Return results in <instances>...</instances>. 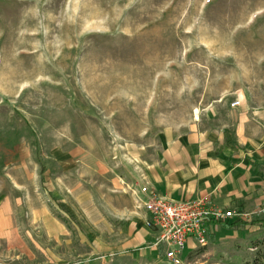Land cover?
Returning <instances> with one entry per match:
<instances>
[{
    "label": "rangeland",
    "instance_id": "1",
    "mask_svg": "<svg viewBox=\"0 0 264 264\" xmlns=\"http://www.w3.org/2000/svg\"><path fill=\"white\" fill-rule=\"evenodd\" d=\"M204 129L264 149V0H0V209L19 241L0 259L172 264L132 243L133 191ZM237 209L263 219L264 185ZM218 226L181 264L264 255V227Z\"/></svg>",
    "mask_w": 264,
    "mask_h": 264
},
{
    "label": "crops",
    "instance_id": "2",
    "mask_svg": "<svg viewBox=\"0 0 264 264\" xmlns=\"http://www.w3.org/2000/svg\"><path fill=\"white\" fill-rule=\"evenodd\" d=\"M225 136L223 131L204 129L166 142L161 150L160 166L147 173V182L142 186L147 185L150 190L169 201L204 199L220 209L239 211L237 208H243L245 199H251L264 185V149L257 146L261 151L253 152L255 146H250L248 155L242 146L243 142L238 139L227 140ZM259 173L263 176L261 182L258 180ZM135 204L143 214L142 222L145 224L147 214L139 207L138 200ZM6 213L0 209V253L5 249L9 253L13 251L14 257H17L19 241L15 234L18 235V226L10 215L8 219ZM236 220L239 219L233 218L226 222ZM142 222H137V228L133 226L130 229L133 234L132 243L138 247L154 244L158 237L157 230L143 228ZM212 227L207 228L209 230ZM51 233V238L61 234L60 229ZM197 246L192 240L187 241L182 262ZM157 251L161 252L165 260L163 248L159 247ZM0 264L6 263L0 259Z\"/></svg>",
    "mask_w": 264,
    "mask_h": 264
},
{
    "label": "built area",
    "instance_id": "3",
    "mask_svg": "<svg viewBox=\"0 0 264 264\" xmlns=\"http://www.w3.org/2000/svg\"><path fill=\"white\" fill-rule=\"evenodd\" d=\"M238 105L239 102H235L231 107ZM133 194L139 207L147 214L145 226L158 232L154 247H162L164 259L172 264L182 263V253L188 240L196 245H206L208 226L226 222L236 215L245 216L234 210L220 209L204 199L169 201L147 185L140 186Z\"/></svg>",
    "mask_w": 264,
    "mask_h": 264
},
{
    "label": "trees",
    "instance_id": "4",
    "mask_svg": "<svg viewBox=\"0 0 264 264\" xmlns=\"http://www.w3.org/2000/svg\"><path fill=\"white\" fill-rule=\"evenodd\" d=\"M219 226H222L223 228L229 229V230H240L247 225H256L257 227H264V218L260 219L258 221H253V223H248L247 221L243 220H236L234 222L228 223V222H222L218 224ZM261 242L259 243H254L252 248H257L258 245H260ZM239 264H264V255H262L260 258L254 257L250 261L246 260L244 262H241Z\"/></svg>",
    "mask_w": 264,
    "mask_h": 264
}]
</instances>
